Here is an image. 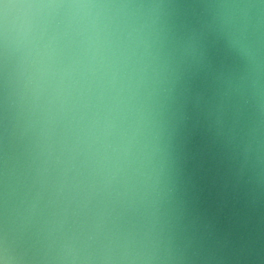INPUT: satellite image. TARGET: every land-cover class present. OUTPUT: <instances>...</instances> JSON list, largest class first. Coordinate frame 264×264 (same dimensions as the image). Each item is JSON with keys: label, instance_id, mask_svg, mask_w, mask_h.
Returning a JSON list of instances; mask_svg holds the SVG:
<instances>
[{"label": "clouds", "instance_id": "1", "mask_svg": "<svg viewBox=\"0 0 264 264\" xmlns=\"http://www.w3.org/2000/svg\"><path fill=\"white\" fill-rule=\"evenodd\" d=\"M0 264H264V0H0Z\"/></svg>", "mask_w": 264, "mask_h": 264}]
</instances>
